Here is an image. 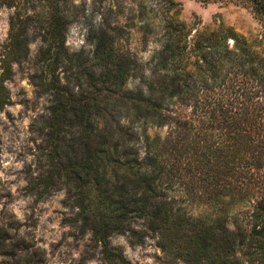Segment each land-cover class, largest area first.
Instances as JSON below:
<instances>
[{"label":"trees","instance_id":"1","mask_svg":"<svg viewBox=\"0 0 264 264\" xmlns=\"http://www.w3.org/2000/svg\"><path fill=\"white\" fill-rule=\"evenodd\" d=\"M199 1L245 7L260 30L252 38L228 26L196 33L193 49L209 69V93L191 92V119L178 115L171 103L175 96L176 102L184 100L178 96L183 78L173 72L183 58V21L165 19V42L157 53L165 71L141 77L143 85L135 88L125 87L126 81L135 72L143 76L141 64L115 50L105 30L93 35L91 64L82 51L65 49L62 19L54 28L60 37L55 49L40 51L42 61L50 59L49 65L70 72L64 83L54 72L49 79L39 76L50 104L40 119L37 174L28 167V190L40 199L64 187L65 201L78 208L69 220L80 221V230L91 233L106 264H132L111 246V235L129 233L142 243L149 231L164 237L172 227L187 236L182 254L189 264H264V0ZM2 67L0 108L8 102L9 59ZM165 124L164 136L149 132ZM187 172L198 174L212 209L209 228L194 233L201 244L196 249L192 229L187 233L181 227L180 207L165 197L175 184H190L182 179ZM138 220L143 231L134 228ZM8 239L0 227V255L8 254ZM0 264L36 262L27 255Z\"/></svg>","mask_w":264,"mask_h":264},{"label":"rangeland","instance_id":"2","mask_svg":"<svg viewBox=\"0 0 264 264\" xmlns=\"http://www.w3.org/2000/svg\"><path fill=\"white\" fill-rule=\"evenodd\" d=\"M166 18L185 23L183 58L173 71L184 79L178 94L184 100L176 102L175 96L171 103L178 115L191 119L194 115L193 106L189 105L191 92L203 97L209 93V69L201 66L203 62L193 49V38L197 32L220 26L254 37L260 26L247 8L199 0H0V76L5 58L11 68L10 78L4 81L8 102L0 108V227L10 239L6 246L8 254L0 255V260L11 263L17 257L24 259L31 255L36 264H106L101 246L91 233L80 230V221L69 220L78 208L65 201L64 187L53 189L40 199L28 190V167L37 174L36 156L42 140L40 119L47 114L50 104V95L40 88L39 76L49 79L54 72L64 83L70 72L62 65H49L50 59L42 61L40 51L55 49L60 37H56L54 28L62 19L66 21L65 49L68 53L82 51L91 64L97 40L93 35L105 30L113 39L115 50L135 56L141 64L143 76L135 72L126 81L125 87L135 88L143 85L142 78L159 77L165 71L157 64V53L165 42ZM72 69L76 70V66ZM74 83L70 86L77 92L79 88ZM167 130L165 124L149 132L164 136ZM183 175L182 179L190 184H175L165 197L180 207L181 227L187 233L192 229L191 246L196 249L201 244L194 233L198 235L209 228L212 209L207 193L199 187L198 174ZM133 225L143 229L140 220ZM228 225L233 227L231 222ZM170 231L164 237L149 231L142 243L133 241L129 233L113 234L110 244L132 264H189L182 254L187 249V236L173 227Z\"/></svg>","mask_w":264,"mask_h":264}]
</instances>
